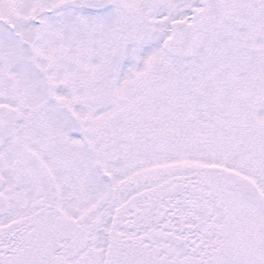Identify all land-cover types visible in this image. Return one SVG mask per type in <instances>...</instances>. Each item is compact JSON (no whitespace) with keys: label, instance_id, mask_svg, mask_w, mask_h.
Wrapping results in <instances>:
<instances>
[{"label":"snow or ice","instance_id":"1","mask_svg":"<svg viewBox=\"0 0 264 264\" xmlns=\"http://www.w3.org/2000/svg\"><path fill=\"white\" fill-rule=\"evenodd\" d=\"M0 264H264V0H0Z\"/></svg>","mask_w":264,"mask_h":264}]
</instances>
